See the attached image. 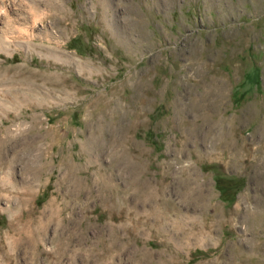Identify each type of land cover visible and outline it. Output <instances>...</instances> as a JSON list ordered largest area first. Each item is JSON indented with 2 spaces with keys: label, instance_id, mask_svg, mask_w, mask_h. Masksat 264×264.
I'll list each match as a JSON object with an SVG mask.
<instances>
[{
  "label": "rangeland",
  "instance_id": "obj_1",
  "mask_svg": "<svg viewBox=\"0 0 264 264\" xmlns=\"http://www.w3.org/2000/svg\"><path fill=\"white\" fill-rule=\"evenodd\" d=\"M0 264H264V0H0Z\"/></svg>",
  "mask_w": 264,
  "mask_h": 264
},
{
  "label": "bare ground",
  "instance_id": "obj_2",
  "mask_svg": "<svg viewBox=\"0 0 264 264\" xmlns=\"http://www.w3.org/2000/svg\"><path fill=\"white\" fill-rule=\"evenodd\" d=\"M24 97H25V98H24L25 100H31V99H33L32 96H30V95H26V96H24ZM37 101H38V99L35 100L36 103H38ZM169 166H170V165H169ZM42 167H43V166H42ZM38 170H41V167H40L39 169H36V172H38ZM94 173H95V172H94ZM98 182H99V181H98ZM98 182H97V184H98ZM20 193H21V192H20ZM27 194H28V190H27V191H23V192L21 193L22 196H20V198H26V197L28 196ZM26 199H27V198H26ZM19 200H20V199H19ZM112 235H113V234H112ZM163 253H164V251H163ZM157 255H158V254H157ZM161 262H162V261H161ZM163 263H164V262H163Z\"/></svg>",
  "mask_w": 264,
  "mask_h": 264
},
{
  "label": "trees",
  "instance_id": "obj_3",
  "mask_svg": "<svg viewBox=\"0 0 264 264\" xmlns=\"http://www.w3.org/2000/svg\"><path fill=\"white\" fill-rule=\"evenodd\" d=\"M236 95V93L234 92V96ZM238 100V98L236 97V101Z\"/></svg>",
  "mask_w": 264,
  "mask_h": 264
},
{
  "label": "crops",
  "instance_id": "obj_4",
  "mask_svg": "<svg viewBox=\"0 0 264 264\" xmlns=\"http://www.w3.org/2000/svg\"><path fill=\"white\" fill-rule=\"evenodd\" d=\"M147 199H148V197L146 198V201H147ZM161 232H162V230H161Z\"/></svg>",
  "mask_w": 264,
  "mask_h": 264
}]
</instances>
